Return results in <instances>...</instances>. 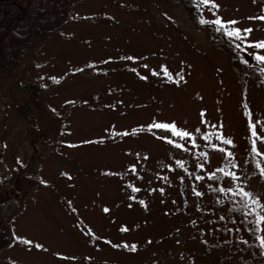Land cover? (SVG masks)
Masks as SVG:
<instances>
[{"label": "rangeland", "instance_id": "rangeland-1", "mask_svg": "<svg viewBox=\"0 0 264 264\" xmlns=\"http://www.w3.org/2000/svg\"><path fill=\"white\" fill-rule=\"evenodd\" d=\"M200 2L264 71V0ZM69 17L0 75V228L18 241L0 264H218L202 257L210 187L247 193L264 238V85L240 83L172 0H82ZM36 80L50 89L26 122Z\"/></svg>", "mask_w": 264, "mask_h": 264}, {"label": "trees", "instance_id": "trees-1", "mask_svg": "<svg viewBox=\"0 0 264 264\" xmlns=\"http://www.w3.org/2000/svg\"><path fill=\"white\" fill-rule=\"evenodd\" d=\"M81 1L0 0V75L17 65L33 42H45L51 36L60 35L70 18L71 9ZM172 1L185 10L188 21L197 31L208 34L213 49L229 57L237 69L240 83L254 79L264 85V71L249 61L235 36L203 15L200 0ZM49 89L50 86L38 80L20 86L22 97L15 109L26 122L35 119L43 108V99ZM210 188L208 194L213 209L217 210V213L211 210L210 214L216 227L215 234L210 235L214 243L209 244L201 238L202 257L216 258L218 264H264V238L258 204L237 190ZM195 196L198 197L197 194ZM223 209L225 212L221 214L219 211ZM10 241L18 242L0 228V250Z\"/></svg>", "mask_w": 264, "mask_h": 264}, {"label": "snow or ice", "instance_id": "snow-or-ice-1", "mask_svg": "<svg viewBox=\"0 0 264 264\" xmlns=\"http://www.w3.org/2000/svg\"><path fill=\"white\" fill-rule=\"evenodd\" d=\"M203 2L205 4H208L210 2V0H203ZM260 19H264V17H260ZM217 23H220V21H217ZM230 23H236V22L235 21H231ZM245 31L246 32H251L252 30L251 29H246ZM236 34L239 35V30H237ZM258 46L264 48V43H262V44H260ZM129 59H131V58H129ZM258 59L264 60V57H258ZM155 127L166 128V127H168V125L156 124ZM184 135H187V133H185ZM197 195H199V193H197ZM245 195H247V193ZM105 211H107V209H105ZM29 243H31V242H29ZM36 247H40V245H36Z\"/></svg>", "mask_w": 264, "mask_h": 264}]
</instances>
